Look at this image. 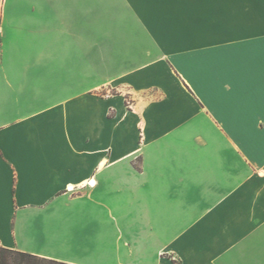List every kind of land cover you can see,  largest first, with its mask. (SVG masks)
Listing matches in <instances>:
<instances>
[{
    "label": "crops",
    "instance_id": "crops-1",
    "mask_svg": "<svg viewBox=\"0 0 264 264\" xmlns=\"http://www.w3.org/2000/svg\"><path fill=\"white\" fill-rule=\"evenodd\" d=\"M0 246L264 264V0H0Z\"/></svg>",
    "mask_w": 264,
    "mask_h": 264
},
{
    "label": "trees",
    "instance_id": "trees-1",
    "mask_svg": "<svg viewBox=\"0 0 264 264\" xmlns=\"http://www.w3.org/2000/svg\"><path fill=\"white\" fill-rule=\"evenodd\" d=\"M41 262H46V259H40L29 253H23L0 246V264H40Z\"/></svg>",
    "mask_w": 264,
    "mask_h": 264
},
{
    "label": "rangeland",
    "instance_id": "rangeland-1",
    "mask_svg": "<svg viewBox=\"0 0 264 264\" xmlns=\"http://www.w3.org/2000/svg\"><path fill=\"white\" fill-rule=\"evenodd\" d=\"M111 94H113V90L112 91L110 90V92L105 93V96H109ZM128 102L131 103V101H129L128 98H127V100H126V104L127 105H128ZM128 106H132V103L130 105H128ZM38 258H40V259H46V262H41L40 264H56V263L59 264V263H65V262H61V261H58V260H54V259H48V258H43V257H38ZM171 259L173 260L174 264H180L179 260H177L176 258L174 259L173 257H171ZM65 264H69V263H65Z\"/></svg>",
    "mask_w": 264,
    "mask_h": 264
},
{
    "label": "built area",
    "instance_id": "built-area-1",
    "mask_svg": "<svg viewBox=\"0 0 264 264\" xmlns=\"http://www.w3.org/2000/svg\"><path fill=\"white\" fill-rule=\"evenodd\" d=\"M131 103L128 102V105H130Z\"/></svg>",
    "mask_w": 264,
    "mask_h": 264
},
{
    "label": "bare ground",
    "instance_id": "bare-ground-1",
    "mask_svg": "<svg viewBox=\"0 0 264 264\" xmlns=\"http://www.w3.org/2000/svg\"><path fill=\"white\" fill-rule=\"evenodd\" d=\"M92 184V183H91Z\"/></svg>",
    "mask_w": 264,
    "mask_h": 264
}]
</instances>
